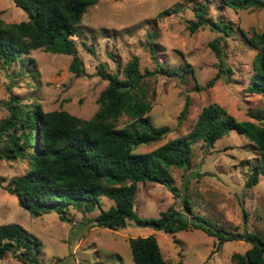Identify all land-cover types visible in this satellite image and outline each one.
<instances>
[{
	"label": "rangeland",
	"instance_id": "374dc122",
	"mask_svg": "<svg viewBox=\"0 0 264 264\" xmlns=\"http://www.w3.org/2000/svg\"><path fill=\"white\" fill-rule=\"evenodd\" d=\"M194 3L206 4L211 20L229 23L230 33L208 26L191 33L188 25L195 20ZM0 19L11 23L27 20V16L12 0H0ZM263 29L264 8L235 10L221 0H98L87 7L77 35L71 37L83 75L75 76L68 70L71 56L41 49L23 56L22 68L16 62L0 65V121L8 115L6 102L13 96L24 104H39L44 111L64 109L90 119L98 111L99 94L108 83L97 74L98 68L122 77L123 67L137 56L142 72L153 70L157 63L168 68L185 63L194 74L186 72L180 77L155 73L144 78L142 86L151 103L148 115L155 125L169 126L170 132L161 141L142 145L136 151H151L167 140L186 136L202 107L209 103L221 105L239 121L264 123V95L246 91L255 74L252 62L257 52L249 38ZM216 37L221 39L232 74L221 73L213 86L203 89L220 70L209 46ZM149 42L155 47L156 59L151 56ZM185 106L187 110L181 114ZM120 121L127 123L129 118L123 115ZM4 147L0 143V151ZM246 159L251 164L258 162L257 150L235 130L216 140L210 149L201 140L194 142L187 167L169 168L178 196L163 184L139 182L134 210L141 217H158L169 207L181 210L186 198L194 213L217 227L255 232L264 239V175L256 185L246 187L250 166L241 163ZM27 170L26 159H0V225L18 224L39 241L38 264H134L129 239L150 234L156 236L168 264H234L231 255L244 253L250 246L243 241H227L216 250V238L201 229L171 234L139 227L132 221L115 230L97 227L92 221L100 212L97 206L86 213L69 206L68 220L54 211L33 216L19 206L16 195L6 190L12 177ZM113 205V200L100 197L103 209ZM0 264L26 263L9 252L0 258Z\"/></svg>",
	"mask_w": 264,
	"mask_h": 264
},
{
	"label": "trees",
	"instance_id": "16d2710c",
	"mask_svg": "<svg viewBox=\"0 0 264 264\" xmlns=\"http://www.w3.org/2000/svg\"><path fill=\"white\" fill-rule=\"evenodd\" d=\"M12 1L24 11L27 20L6 23L0 19V65L16 62L22 68L21 58L32 50L41 49L71 56L68 70L82 76L84 68L71 37L77 35L87 7L98 0ZM221 3L235 10L264 8V0H221ZM192 9L195 20L189 21L191 33L204 26L226 35L230 33L229 23L207 17L206 4L194 3ZM249 41L257 52L252 62L255 74L246 91L264 95V29L254 31ZM148 44L151 56L156 59L153 43ZM209 46L220 70L203 89L213 86L222 77L221 73L232 74L220 37L211 40ZM186 72L194 74L185 63L173 68L157 63L153 70L142 72L137 56L123 67L122 77L98 68L97 74L108 83L99 94L98 111L90 119L64 109L44 111L39 104H24L17 97H11L6 102L8 115L0 121V143L5 146L0 151V159H26L28 170L12 177L6 190L16 195L19 206L33 216L54 211L62 220H68L69 206L83 213L92 212L97 206L100 212L92 219L94 226L115 230L132 221L136 226L171 234L201 229L216 238V250L227 241L250 244L244 253L231 255L234 264H264V239L260 234L217 227L194 213L186 198L181 210L169 207L158 217H141L134 210L137 183L157 182L178 196L169 168L187 167L194 142L201 140L205 148L210 149L231 130L247 137L257 150L258 162L251 164L249 159L241 162L250 166L246 187H253L259 176L264 175V123L239 121L217 103L202 107L186 136L167 140L151 151H136L142 145L161 141L170 132L169 126L155 125L148 115L151 103L142 86L144 78L155 73L184 77ZM186 110L185 106L181 114ZM123 115L129 122L121 123ZM101 196L113 200L114 205L103 209ZM129 247L134 264H168L154 234L130 238ZM9 252L23 263L38 264L39 241L18 224L0 225V258Z\"/></svg>",
	"mask_w": 264,
	"mask_h": 264
}]
</instances>
